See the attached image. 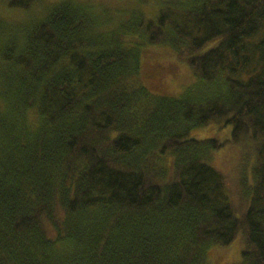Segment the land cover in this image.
Returning <instances> with one entry per match:
<instances>
[{"label": "trees", "instance_id": "obj_1", "mask_svg": "<svg viewBox=\"0 0 264 264\" xmlns=\"http://www.w3.org/2000/svg\"><path fill=\"white\" fill-rule=\"evenodd\" d=\"M103 1L0 19V264H264V0Z\"/></svg>", "mask_w": 264, "mask_h": 264}, {"label": "rangeland", "instance_id": "obj_2", "mask_svg": "<svg viewBox=\"0 0 264 264\" xmlns=\"http://www.w3.org/2000/svg\"><path fill=\"white\" fill-rule=\"evenodd\" d=\"M66 0H37V2L28 10L24 11L22 9H9L6 6V0H0V19L8 25L19 24L23 22V26L26 28L30 22V20L35 17L39 18L46 13L47 9L52 6H55L58 3L64 2ZM84 1H93V0H84ZM95 1V0H94ZM110 2L109 5H112L117 0H105ZM103 1V2H105ZM145 1H153V0H145ZM118 5H123L128 3H138L137 0H125L119 1ZM143 12L147 16L153 15V11L147 8H143ZM174 62V61H172ZM173 66L167 74H163L162 79L166 81L169 91H173L175 94H178L181 89L190 83H192L193 79L191 75L182 68H178L173 63H165L164 66ZM166 79V80H165ZM35 116H29L30 123L34 124ZM226 136V133H222L219 138H223ZM241 150H247L246 146L242 144ZM243 153L239 151L238 148L233 147L228 151L219 152L214 160V164L221 171V174L224 176V180L226 185H228V190L231 192L232 200L235 206L239 207L237 210L242 209L241 197L244 199V191L243 189L246 187V183H244L243 179V169L238 167V160L242 158ZM251 160V156L248 157ZM249 161V160H247ZM250 162V161H249ZM237 166V171L235 173V168ZM244 203V202H243Z\"/></svg>", "mask_w": 264, "mask_h": 264}]
</instances>
